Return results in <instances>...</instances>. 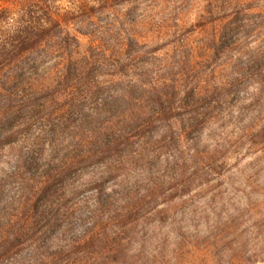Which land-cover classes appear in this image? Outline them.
<instances>
[{
	"label": "rangeland",
	"instance_id": "obj_1",
	"mask_svg": "<svg viewBox=\"0 0 264 264\" xmlns=\"http://www.w3.org/2000/svg\"><path fill=\"white\" fill-rule=\"evenodd\" d=\"M23 2L0 0V264H264V0ZM40 25L50 40L19 53ZM68 37L103 46L100 84L36 97ZM126 88L159 119L39 188Z\"/></svg>",
	"mask_w": 264,
	"mask_h": 264
},
{
	"label": "trees",
	"instance_id": "obj_2",
	"mask_svg": "<svg viewBox=\"0 0 264 264\" xmlns=\"http://www.w3.org/2000/svg\"><path fill=\"white\" fill-rule=\"evenodd\" d=\"M35 5H39L38 0H31ZM30 4L29 0H24L21 6ZM10 8V7H9ZM56 25L60 26L59 18L54 19ZM223 28V27H222ZM220 29L218 35L215 32H212L207 40L208 43L206 46L202 47V50L205 52H210L215 46L216 43L222 44L223 37L226 35V28L224 30ZM37 33L29 34L27 33V28L20 31L18 36L19 44L17 47H20L19 53H24L27 51H32L38 46L42 45L44 42L50 40L51 36L47 34L48 29L40 25L37 27ZM222 30V32H221ZM221 32V33H220ZM63 43H59V48L62 53L61 64L56 68V73L53 78V82L50 83V86L45 89L38 91L39 95L36 94V97L50 98L51 101H58L59 98L63 96H68V92H65L69 87L74 90L77 89V85L82 83L84 86H90L96 88L100 83H98V78L95 76V70L98 66L96 60L94 59V53L96 49L102 48V45L96 46V44H89L87 50L82 53H72L70 51V45L72 42L75 43V48L81 46V43L78 39L63 38ZM117 65V64H114ZM122 68H117L115 75L119 76ZM114 75V74H113ZM144 86V85H142ZM130 88V87H129ZM127 89L124 92L119 90H112L108 94L110 102L105 101V104L100 109H97L94 116L101 114L102 112L106 113V118L102 119L99 123L98 128L96 126H90L86 128L85 134L75 136L80 141L84 150H78L75 144L71 150H69L68 156H63L62 158L53 157L57 162L53 163L57 167V170H50L43 175V182L40 183V186L46 185L48 181L55 179L57 176H62V173L66 171L67 168H73L77 163H87L92 159L103 160L106 158L107 154L111 152H118L119 148L123 144V138L127 137L130 133V130L137 126L138 123L151 125L155 120L158 114H161V110H155L154 108L148 109L147 106L135 104V100L139 98L142 100V96H136L131 89ZM152 101L157 106H161L163 94L158 92V88L153 86ZM167 95V94H164ZM137 97V98H136ZM35 98V97H34ZM53 102V103H54ZM152 103V105H153ZM39 112H41V107L38 106ZM37 111V110H33ZM103 121V122H102ZM90 124V123H88ZM100 146V149H97ZM49 167L52 163L47 164ZM65 168V169H64ZM63 171V172H62ZM36 189V194L40 190Z\"/></svg>",
	"mask_w": 264,
	"mask_h": 264
}]
</instances>
